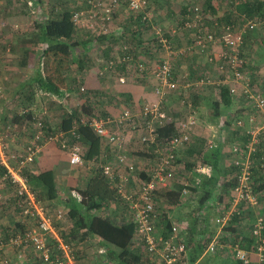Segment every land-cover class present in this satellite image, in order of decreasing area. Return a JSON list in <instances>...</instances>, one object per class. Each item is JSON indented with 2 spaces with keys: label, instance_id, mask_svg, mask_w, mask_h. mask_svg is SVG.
<instances>
[{
  "label": "built area",
  "instance_id": "obj_1",
  "mask_svg": "<svg viewBox=\"0 0 264 264\" xmlns=\"http://www.w3.org/2000/svg\"><path fill=\"white\" fill-rule=\"evenodd\" d=\"M150 3L151 0H86V7L74 14L73 21L79 32L87 31L97 36L107 35L114 31V16L123 4L126 5L129 14L141 16L142 20L149 25L153 17L150 12ZM204 10L202 6L194 5L190 17L168 32L171 36L169 38L165 36L166 32L163 28H152L153 37L159 39L169 54L162 62L150 65L140 62L135 67L131 65L132 56L125 53L123 57L104 62L105 67L98 71V74L103 76L104 72L113 71L118 64H124L128 75L120 77L121 84H126V78L133 74L144 78L147 76L143 75L146 72L155 82L153 87L155 101L143 104L137 114L132 113L130 109H124L116 120L89 119L83 116L80 124L89 125L98 136L104 138L110 151L115 155L116 167L114 164L105 166V175L115 185L121 197L129 202L131 214L138 224L139 241L145 245V253L154 256L151 258L152 264H192L187 255L186 245L178 240V226H172V235L169 239L154 236L155 225L160 216L155 206L154 194L160 190L169 189L172 185L176 176L174 166L178 165L176 150L185 149L194 142L193 138L199 126L196 107L187 100V97L181 99L180 107L183 110V118L175 122V133L169 139L158 140L156 129L165 123L172 122V116L164 110V101L167 96L178 92L180 88L184 91L189 88L201 89L215 85L228 88L230 94L237 98L236 101L244 103L248 108L249 113L247 111L245 116L233 120V127L241 130L242 136L247 141L236 143L228 150L231 159L229 162L236 170L235 184L231 191L229 207L226 208L227 205H223L221 215L215 219L218 232L208 244L204 255L211 256L221 250L230 249L234 258L243 264H264V216L260 213V199L255 189L256 166L260 165L259 161L262 167L264 164V153L261 149L264 143V93L257 88L254 79L252 81V75L246 68L247 62L243 52L244 37L255 29L264 27V17L256 16L248 19L245 14H241L237 24H214V28L209 30L204 24L208 15ZM215 28L218 31H214ZM179 31L192 33V42L185 48L173 46V38ZM218 45L222 46V51L217 56L207 55L212 47ZM125 49L128 48L124 46L123 50L127 51ZM194 53L207 55L216 77L212 79L210 73H205L192 80L189 74L185 73L179 80H175L173 61L194 55ZM85 89L82 87L81 91ZM140 119L145 121V129H143L144 134L140 136L139 143L154 146L157 162L150 169V181L131 195L126 189L130 183L129 176L136 172V168L123 152L127 149L125 138L118 131H111L110 126L116 123L118 126L128 125L135 130L138 128L137 123ZM75 130L74 128L71 131V135L78 138ZM50 131L51 129L44 124V120L36 121L34 133L28 139L23 155L11 156L19 163L18 167L13 166L9 160L5 137L0 134V166L7 170L0 179L10 180L17 194L20 197H26L22 205V215L34 222V227L13 235L7 244H1L0 250L5 248L12 250L20 262H24L28 254H33L37 262L33 264H77V251L59 235L55 226L56 221L63 220V211L52 215L45 204L38 201L36 196L29 191L22 173L24 167L33 163L46 144L51 142L59 143L63 150L71 148L68 153L72 166L84 165L81 148L78 145L71 147L65 135L59 133L52 136L49 134ZM204 145L205 154L212 153L218 148L215 133L205 138ZM260 153L261 158H258ZM122 170L125 174L121 173ZM197 171L205 175H210L211 172L209 167L201 164L198 165ZM188 193V190L183 191L185 196ZM246 211L255 213L251 230L254 238L252 248L246 250L239 245L230 246L222 243L220 233L223 228L235 214ZM7 263L6 261L5 264Z\"/></svg>",
  "mask_w": 264,
  "mask_h": 264
},
{
  "label": "trees",
  "instance_id": "obj_2",
  "mask_svg": "<svg viewBox=\"0 0 264 264\" xmlns=\"http://www.w3.org/2000/svg\"><path fill=\"white\" fill-rule=\"evenodd\" d=\"M28 1L29 4L26 5L27 10L31 13L36 12L37 10V19L34 22L33 30L31 32V36L33 38L28 40L26 43H29L33 48L41 46V52L38 54L34 76L22 84L20 89L17 90L15 96L13 95L12 97L13 99L16 98L14 101L16 109H21V111H30L35 106L38 95L41 94H48L50 96L63 98L62 89H68L71 92H75V95H77L80 100H84L77 108L71 112L65 113L55 128H52L49 121L44 120V124L51 129L49 134L52 136L59 133L65 135V138L68 139V144L71 147L78 145L81 148L84 165L85 163H90L92 167V174L86 187L76 192L78 194L76 196L77 198L75 197V200L70 199L68 202L64 200L67 208L63 209V220L55 222L57 231L68 244L74 247V250L77 251V255L82 250L81 255L83 256L84 250L87 251L84 248L86 245L94 246L95 244L101 250H104L105 254L97 257V264H152L150 257L145 258L144 256V254H146L145 245L143 242L139 241L137 234L138 224L134 221V217L131 214L129 202L121 197L115 185L111 183L109 178L105 175L104 167L113 163L115 155L110 151V148L107 146L104 138L98 136L89 125L80 124V119L83 116L89 119H113L105 113V108L100 105L102 102L101 98H103L102 96L104 94L101 96L98 91H94V89H89L87 86H84L83 81L77 82L76 78L71 77V72H74L76 75L80 74L81 76L83 73L88 74V72L92 69L94 64L93 62H90L92 60L89 56L90 48H88V46L93 45L92 43L98 42L99 44L108 46L109 49H106L107 51L105 52L106 57H109V55L114 52V46L118 45V42L114 39L115 31L101 36L83 31L85 32V35L81 36L73 21L74 14L79 11L77 8L78 4L75 0ZM237 1L240 3L238 10L245 14L248 19H253L256 16L262 18L264 17V12H262L264 10L260 4V0ZM254 2L258 3V7L254 4ZM83 3L85 4L82 9L86 7V0H84ZM30 6L32 8H30ZM32 14L34 15V13ZM116 18L117 17L114 16V20H116ZM125 23L129 25L122 27L123 29L120 38L124 40V43L123 45H119V48H121V57H123L125 53H129V55L133 58L131 65L136 67L139 65L140 61L135 60V57H137L138 54L134 55L136 52L134 51L135 48L133 47V40L139 39L137 44H141V32L148 24L142 20L141 16L134 15H132L129 21ZM224 23L225 25H233L234 21H224ZM168 32L169 31L166 32V35L171 37ZM246 38L247 37L245 36L244 44L247 43ZM155 41L156 40H154V42ZM21 44H23V42H21ZM124 46L128 48L125 49L127 51L123 50ZM14 47L15 44H10L6 47L5 51H7L10 55L15 51ZM35 52L36 50L34 49H27L22 59L18 61L19 67H27L29 56ZM111 59H114V57ZM111 59L109 58L105 61L108 62ZM104 67L105 63L102 64L101 68L103 69ZM120 68L122 69L123 74L127 76V67L121 63ZM117 69H119V67L115 68L113 71L104 72L103 76L99 74L98 76H100V78L103 77L102 79H106L110 74H112V72L115 74ZM188 74L192 79L193 73L188 72ZM143 75L149 76L146 72ZM197 76L194 79H196ZM130 77L133 78L134 81L145 79V77L141 78L140 76L134 74ZM180 77L181 75L179 72L175 70L174 79L179 80ZM82 79L84 80V76H82ZM253 79L254 83H256V78L252 76V81ZM145 80L150 82V79ZM152 81L153 80H151L150 83H153ZM82 87L86 88L83 92L81 91ZM216 89L220 99L219 103H215L216 109H218L221 105L229 107L236 101L237 98L230 94L228 88L216 87ZM200 91L201 90H199V92ZM169 96H167V98ZM194 106L196 107L195 103ZM140 109L141 108H139V111ZM132 113L137 114L138 112L132 111ZM171 116L172 122L165 123L156 129L158 140L169 139L174 135L175 122L178 119L183 118V112H175L174 115ZM1 117L4 121L2 122V127H6V125L9 124L13 126H20L24 124L23 122H25L26 119L31 118H23L22 114L18 111L14 113L13 119H11L7 113ZM233 123L234 121L232 120L230 124L233 125ZM137 124L138 128L135 130H132L128 125L117 126L118 129H128L125 133L131 132L135 134L137 131H143V135L145 121L140 119ZM74 128L76 129L75 132L78 138L71 135V131ZM237 131L238 132L235 134L242 136L241 130ZM140 136L138 137V140L140 139ZM246 141L247 139H245V142ZM201 143L203 145L201 144L199 147L195 146L196 148H194L199 152L197 153L201 162H198L197 165L201 164L209 167L212 171L211 175L198 176L197 179H200L201 182H199L197 186L191 184L190 181H187L186 183L181 177H178L179 180H177L175 176L172 184L176 186L174 191L171 193L165 191L169 189H164L163 191L165 194L164 199L169 205H171L170 202L177 206L183 205V203H186L185 201L182 202L183 198H186V201L187 199L193 200L196 205L195 211L193 208H191L190 211V217H194L195 219L194 227L191 230L192 232L189 231L188 233L185 230H181L178 232V240L186 245L187 255L192 264H213L214 260H222V262H225L224 264H243L234 258L233 252L230 249L221 250L219 253L211 256L204 255L208 244L218 231V228L216 229L215 225V227H213V219L215 220L216 217L221 215V208L223 205H227L226 208L229 207L231 191L235 184L236 170L232 165L224 162L221 147L212 153L205 154L203 151L205 141H201ZM58 146L60 147L59 143ZM142 146L145 150H148V156L153 159V163L151 165L144 166L145 168H143V170L135 172L129 176L130 183L128 186L130 187L131 182H133L135 187L137 184V190H139L143 184L150 181V169L157 162L154 146ZM263 146L264 143L261 146V149H263ZM70 150L71 148H65L63 151L68 152ZM123 152L129 157L133 164L137 163V155L144 154L139 153L135 155L134 153L129 152L128 149ZM258 158H261V153L258 155ZM259 162L260 165L258 164L255 169V189L256 193L259 195L260 206H263L264 164L262 167L261 161ZM34 163L35 160L22 170L23 176L27 181L28 189L36 196L38 201L43 204H48V208L53 207V205H50L49 203L58 202L60 196L57 188L56 173L53 170L37 172L33 170ZM177 167L178 165L176 167L174 166L175 173L178 171ZM6 172L7 170L5 167L0 166V178H3ZM121 173L125 174L124 170H122ZM116 182L118 183L119 180L117 179ZM129 187L126 189V191L128 190L127 192H129ZM184 190L189 191L187 196L183 194ZM160 191L154 194V197L157 196ZM1 192L6 193L10 197H0V217H6L12 214L9 218H18V222L13 228H11V230L6 228L7 230L4 232L5 234L3 233L4 235L0 233V245H5L13 235L25 232L34 227V222H32L30 218H26L22 215V205L25 202L26 197H20L17 194L10 180L0 179V193ZM154 202L156 209L158 210V203L157 200L155 201V198ZM158 212L160 216L159 221L155 225L154 236H162L169 239L172 235V225L169 219V214L167 212H160L159 210ZM260 213L264 216L263 208ZM245 215L246 214L244 212H241L232 217L230 222L220 233L222 243L225 245L238 244L240 247H243L242 245L245 244L246 241H249L248 244H250V241L251 244L253 243L254 238L251 231L252 226L249 227V235H247L249 238H247L246 241L245 239L243 241V236L241 235V232L244 229L243 226L246 222ZM196 218H198L197 221ZM200 220H202L203 226L197 231V223ZM209 223L212 226H210L211 229L207 228ZM194 229L196 230L194 231ZM244 249L249 250L247 247ZM1 251L3 250H0V252ZM224 254H228L230 256L227 257V259H224L222 256ZM7 264H9V262ZM24 264L31 263L28 261ZM77 264H81L79 257Z\"/></svg>",
  "mask_w": 264,
  "mask_h": 264
},
{
  "label": "crops",
  "instance_id": "obj_3",
  "mask_svg": "<svg viewBox=\"0 0 264 264\" xmlns=\"http://www.w3.org/2000/svg\"><path fill=\"white\" fill-rule=\"evenodd\" d=\"M75 1L77 2L78 6L79 5L84 6L85 4L83 3L84 0H75ZM196 4L202 6L205 9L204 12L208 13L207 18L204 20V24L208 29L214 28L215 21L219 24H222V23L225 24L224 21L226 22L234 21V24H237L240 21L239 15L241 16V14H243L238 10L239 5H238L237 0H218L217 2H214L213 0H151L150 12L153 14L152 20L150 24L147 25L146 28L144 27L141 32V35H140L141 44L140 45L137 44L139 39L133 40V44H134L133 47L135 48L134 51L136 52V54L134 53V55L138 54L137 57H135V60H139L141 63L150 65L151 62L158 63V62H161L164 58L168 57L169 54L163 48V45L160 43L159 39H155L153 37L152 40H149V38L150 37L152 38V35H153L152 28L161 27L164 29L165 32L170 31L173 28H176L177 25H179L183 20L190 17L193 6ZM254 4H256L258 7V3L254 2ZM260 4L262 5L263 10H264V0H260ZM257 11H258V8H257ZM115 16L117 18L116 20H114L113 30L115 31L114 39L118 42V45L114 46L115 50L113 53L109 55V57L108 56L106 57V53H105L107 51L106 49H109L108 46L104 44H99L98 42L97 43L94 42L92 43L93 44L92 46H88V48H90L89 56H90V59L92 60L90 62H93L94 64L92 69L88 72V74L90 75L92 74L95 78L90 76L91 77L90 80L92 81L90 80L89 82H86L85 80L83 81L87 84L89 89H94V91H98L101 96L104 94L102 96L103 98H101L102 102L100 105H102L105 108V113L108 114L109 117L113 118L114 120H116V118H118L121 115V112L124 109H130L131 111L139 112V108H141L143 104H145L146 102H153L156 100V96L154 95L153 89H152L153 87L152 83H150L148 80L143 79V80L134 81L133 78L129 77V78H126L127 79L126 84H121L119 82V79H120L119 76L125 77V74H123L122 69L120 68L121 64L117 65L119 69H117L116 73L114 74L113 72V74H110L108 78L102 79L103 77L100 78V76H98V70L102 67V64L104 62H106L109 58L111 59L114 57L115 59H118L121 57V52H120L121 48H119L120 47L119 45H123L124 43V40L120 38V35L122 34V29H123L122 27L125 25H129L125 22L129 21V19L132 17V15L128 13L125 4L120 6V9L115 14ZM214 31H218V30L215 28ZM165 36L169 38L168 35H165ZM246 37H247L246 38L247 43L243 44L244 57L247 62L246 68H247V71L254 78L256 79L259 78V81L262 82L261 90L264 93V29L263 27L261 29L260 28L256 29L254 32L248 33ZM192 39H193V36L191 32L182 33V31H179L178 34L175 36V38H173V46L175 48H185L186 46L191 44ZM154 40L156 41L154 42ZM24 45L26 44L23 43V45L21 46L23 47ZM96 47H98V49H96ZM36 49L37 48H35L34 50ZM221 51H222V46L218 45L216 47H212L207 55L211 54V55L217 56ZM207 55L205 54L199 55L197 53H194V55L185 56L179 60L174 59L176 61H173V65L175 67V70L178 71L180 75L185 74V73L188 74V72L193 73L192 79H194L197 75L201 77L205 75V73L206 74L210 73V75H212L215 78L216 77L215 70L213 66L208 62ZM27 67H30V65L28 64ZM27 67H25V69H21L20 67L17 66L15 71L26 70ZM34 68L36 69V65H34ZM199 73L202 75H200ZM33 74H35V71H33ZM88 74H87V77L89 76ZM198 76L197 78H199ZM29 79L30 78L27 76L25 78V81L27 82ZM24 83L22 82L17 89L19 90L21 85ZM216 87L217 86L215 85L214 88L213 87L211 88L203 87L201 89L200 88H192V89L189 88L185 91L183 90V88H180L178 92L174 93L175 96H180V97L182 95H187V96L189 95L191 97L192 96L195 97L193 101L196 104L197 116L199 115V126L196 131V135L193 138L194 139L193 144L191 143L189 146H187V148H185L186 150L185 149L176 150V158L179 160L177 170L180 169L181 171H184V174H183L184 176H187V171H186L187 167L185 164H187L188 157L184 156L183 154H181L180 156V152L182 150H185L186 152L191 151L193 148H195L194 144L198 143V141H202V142L205 141L206 137L215 133L216 139L218 140L217 149L221 147L222 154L224 156V162L228 164V161H227V159L229 158L228 147L231 148L230 147L231 145L233 146L236 143H240V140H243L244 138L243 136L240 137L235 134L238 131L230 123L232 122V120L237 119L238 116L239 117L245 116L246 115L245 113L248 111V108L245 107L244 103L235 101L229 107H224L221 105L218 109H216L215 103L220 102ZM215 89L217 93L216 96L212 94L213 90ZM62 90H63L62 91L63 98H57L56 96H50L48 94H41L43 96L45 95L49 96L47 100H51L53 102L63 104L64 110L60 112L61 116L60 118H58V122H56L57 124L60 122L61 118L64 116L65 113L70 112L75 109L74 107H75V104L77 103V99H78V105L82 104L84 101V100H80V98L77 95H75L76 94L75 92H71L68 89H62ZM199 90L201 91L199 92ZM10 93H13V95L15 96L17 91H10ZM213 96H215V98H213ZM71 98H76V103L75 104L73 103L74 107L72 103L70 102L72 100ZM14 101L15 99L5 98V97L0 101V113L2 114L1 116H4V114H6L7 112H10V111L16 112L19 110V109H12V108L10 109V106L14 107L15 105ZM164 102L166 105L167 98H165ZM37 106L38 104L35 103V106L30 111H36ZM198 109H200L201 111L199 112ZM205 109L209 110L208 112L209 121L208 122L203 120L204 118L203 113ZM211 109L214 112H212ZM181 111L183 110L180 108V112ZM44 114H48V111L44 112ZM43 119L49 121L50 124H52L51 123L52 121L53 123H55V120H57V118L55 117V114L47 115V116L45 115ZM202 121L208 124L207 125L208 127L204 132L202 130ZM114 124H111L110 130L111 131L115 130L114 132L118 131L125 138L127 142V149L130 147L131 144H134L133 142L135 141L133 139L135 138L138 140V137L142 135L143 133V131H140V132L137 131L135 134L131 132L125 133V131L126 130L128 131V129H123V130L118 129L117 124L116 123ZM2 125H3L2 121L0 120V128H2ZM17 127H21V125L20 126L17 125ZM23 132H25V130H23ZM0 134L2 135L1 132ZM24 135L26 138V134ZM236 137H237V140H236ZM228 140L232 141V143H230L231 144L230 146L228 145L229 144ZM27 142L28 140L26 141V143L24 141L23 146H26ZM141 153H144V154L137 155L138 159L136 160L138 164L134 163L136 172L143 170V167L147 166L146 162L149 161L151 158L148 156L149 154L148 150H145L144 152H141ZM263 153H264V146H263ZM199 163H201L200 160H199ZM33 167H34L33 170L37 172L53 170L56 173L57 188H58L60 196H59L58 202L49 203L50 205H53L52 208L49 207L53 211L51 212L52 215H56L59 211H63V209L67 208L65 206L64 200L67 202L70 199L75 200L74 198L78 195L76 192L86 187L87 182L89 181V178L92 174L91 173L92 167L90 163H85L84 166H79V167L72 166L69 162V153L63 151L62 147L61 146L59 147L58 144L54 142L46 144L42 152L36 156ZM197 167L198 165L197 166L194 165V167L191 168L192 170H190V175H188V182L191 181V184H194V186H197L199 182H201L200 179L197 180L198 176H210L212 172V171L210 172V175L200 174L197 171ZM196 174H199V175H196ZM172 188H173V185L170 186L169 190H165V191H167L168 193H171L174 191ZM163 191L164 190H161L160 192H163ZM1 196L3 198L10 197L6 193H2V192L0 193V197ZM184 201H186V198H183L182 202ZM47 205L48 204H45V206ZM179 206H182V205H179ZM170 211L171 209L165 210L164 212H167L168 214H170L169 213ZM187 212L189 214L184 213L181 215V218H179L180 220L179 224H181L182 227L178 228V230L179 231L185 230L186 232L189 233V231H191L192 228L194 227L195 219L194 217H190V211H187ZM10 216H12V214L6 217H0L1 219L0 220V231L6 228H8L9 230L10 227H12V225L14 226L18 222V218L16 219L15 217V219H12V218H9ZM169 219L171 221L172 226L173 225L178 226L177 223H174L172 221L171 217H169ZM197 220L198 218H196V221ZM202 220L198 221L197 223V227H198L197 231L201 229L203 226ZM213 221L215 222L214 219ZM214 222H213V225H215ZM207 226H208L207 227L208 229L209 228L211 229L212 227L210 223ZM195 230L196 229H194V231ZM29 253H32V252H29ZM227 255L228 254H224L222 256L224 259H227L228 257ZM33 257L34 256L32 254H28V257L24 262H20L18 260L16 261L18 262V264H24V263H27L28 261L31 264H33ZM224 263L225 262L218 261V260L213 261V264H224Z\"/></svg>",
  "mask_w": 264,
  "mask_h": 264
},
{
  "label": "rangeland",
  "instance_id": "obj_4",
  "mask_svg": "<svg viewBox=\"0 0 264 264\" xmlns=\"http://www.w3.org/2000/svg\"><path fill=\"white\" fill-rule=\"evenodd\" d=\"M28 2H29L28 0H0V72H1L0 73V87H1V89H0V101L4 97L13 99L12 98L13 93H10V91H17L18 90L17 88L19 87V85L22 82L23 83L26 82L25 78L27 76L29 78L33 77L34 76L33 71H36V69L34 68V65H36V62L38 60V54H40V52H41V46H38V47L36 46L35 48H37L36 50L38 52L37 53L35 52L34 54L29 56L28 64L30 65V67H27L26 70L15 71L17 66L19 67L18 61H20V59H22V57L24 56L25 50L27 48L35 49V48L31 47V45L29 43H26L28 40L33 38L31 36V32L33 30L34 22L37 19V10H36V12H32V13H34V15L30 11L27 10L26 5L29 4ZM30 8H32V7L30 6ZM77 8H78V10H82L83 5H79ZM35 13H36V15H35ZM214 24H219V23H217L215 21ZM263 29H264V27H263ZM79 34H81V36H84L85 32H79ZM152 39H153V35H152V38L151 37L149 38V40H152ZM24 40H26V41H24ZM21 42H23L26 45H24L22 47L21 45H23V44H21ZM18 43H19V45H18ZM10 44H16V45L14 47L15 51L9 55V53L7 51H5V49ZM27 45H28V47H27ZM96 49H98V47H96ZM21 69H25V67H22ZM85 74L86 73H83L84 80L86 82H89V80L91 78L90 76L94 77L92 74L91 75L88 74L89 76L87 77V74H86V77H87L86 78ZM71 75H72L71 76L72 78H76L77 82L84 81L82 79V75L80 76V74L76 75V74H74V72H71ZM145 79H150V82H151V78L149 76H146ZM212 79H213V76H212ZM90 81H92V80H90ZM261 85H262V82L259 81V78H257L256 79V86L260 90L262 89ZM84 86H87V84L85 83ZM152 86H153V83H152ZM206 87H208V88L213 87L214 88L215 86H206ZM87 88H88V86H87ZM152 89H153V87H152ZM212 94L215 96L217 95L216 89L213 90ZM215 96H213V98H215ZM48 97L49 96H46V95L45 96L38 95V97L36 99V103L38 104L36 111H21V109L18 110V112H20V114H22L23 118L31 117L30 119H26V121L23 122L24 124H22L21 127H17V125L13 126V125L9 124V125H6V127L0 128V132L5 137L9 160L11 161L12 165L15 167H18L19 163L16 160H13L11 158V156L18 155V154L23 155V151L25 150V147H26V146H23V143H24V141L26 143V141L32 137V135L34 133L35 123L37 120H40V119L44 120L43 118L45 115L47 116V115L55 114V117L57 118V120H55V123H53V121H52L51 126H52V128H55V126H57L56 122H58V118H60V116H61L60 112H62L64 110V107H63V104L53 102L51 100H47ZM184 97H187V100H189L190 102H192L194 104L193 99L195 97H193V96L191 97L189 95L188 96L182 95L180 97V96H175L174 94H172L167 98L166 105L164 103V110L167 112L168 115L171 116V115H174L175 112H180L181 99ZM71 99L72 100L70 102L72 103V105H73V103L75 104L76 98H71ZM76 106L77 107L79 106L78 105V99H77V103L75 104V107H74V105H73V107L77 108ZM11 108L16 109V104L14 105V107L10 106V109ZM47 111H48V114H44V112H47ZM198 111L200 112L201 110L198 109ZM208 112H209V110L205 109L204 113H203L204 114L203 120H205L207 122L209 121ZM212 112H214V111L212 110ZM14 113H15V111H10V112H7V115L10 116L11 119H13ZM1 115L2 114L0 113V120L2 122H4ZM197 117L199 120V115ZM207 125L208 124L206 122L202 121L203 132L207 129V127H208ZM23 130H25V132H23ZM24 134H26L27 140H26ZM238 136H240V135H238ZM133 140L135 142H133L134 144H131L130 147L128 148L129 152L134 153L135 155L139 154L141 152H144L145 148L139 143V141L135 138ZM236 140H237V137H236ZM230 141L231 140H228L229 146L231 145L230 143H232V141L231 142ZM244 141H245L244 138H243V140H240V142H244ZM201 144H202L201 141H198V143H196L194 145L196 147H199ZM229 149L230 148L228 147V150ZM185 150H182L181 151L182 153L180 152V156H181V154H183L184 156L188 157L187 164H186L187 165V170H186L187 176L183 175L184 171H181L180 169H178V171L176 172V178H177V180H179L178 177H181L186 182V181H188V175H190V170H192L191 168H193L194 165L198 164L200 157L198 156L199 152L194 148L192 149L193 151L191 150V151L186 152ZM230 160L231 159L229 156L227 161H228V164L231 165V163L229 162ZM113 163H114V166L116 167L115 160L113 161ZM146 163H147V165H151L153 163V159L150 158V160L147 161ZM136 164H138V163H136ZM140 166H141V164H140ZM188 167H190V169ZM143 168H145V167H143ZM133 179H135V178H133ZM192 180H193V178H192ZM134 182H136V181H134ZM133 184L134 183L131 182L130 187L128 186L129 187V192H127L128 194L132 195L135 192H137V184H136V187ZM175 187L176 186L173 185L172 189L174 190ZM164 198H165L164 192H160L157 194V196H155V201L157 200V203H158V210L160 212H164L165 210L171 209V211L169 212L170 213L169 217H171V219L174 223L178 224V228H181L182 225L179 224V221H180L179 218H181V215L184 213L189 214L187 211H191V208H193L195 211V209H196L195 202L193 200L187 199V201H185L186 203H183L182 206L174 205V204H172V202H170L171 205H169L166 202V200H164ZM51 208H49L50 213L53 212ZM262 208L264 209V205L260 206V211L262 210ZM245 214H246L245 215L246 216V218H245L246 222L243 226L244 229L241 232V235L243 236V241H244V239L246 241L247 238H249V236H247V235H249V227L252 226L253 220L255 219V213L254 212L246 211ZM250 214H252L254 217ZM13 227L14 226L12 225V227H10L9 230H11V228H13ZM213 227H214V225H213ZM6 230L7 229H4V230L0 231V233L3 234L4 232H6ZM159 232L161 233L160 230H159ZM248 242L249 241H246V243L244 242L245 244H243L242 246L244 248L247 247L250 250L252 248V244H251V241H250V244H248ZM227 245L231 246L232 244H227ZM86 246H88V245H86ZM86 246H84V248L87 251L84 250L83 256L81 255L82 250L77 255L81 261V264H97V262H96L97 257H99V255L105 254V251L101 250L95 244H94V246L93 245H89L88 247H86ZM144 256H145V258H149V257H150V259L154 258V256H150V255L147 256V254H144ZM229 256L230 255H228V257ZM16 260L17 259L15 257V253L10 249L5 248V249H3V251L0 252V264H5L6 261L9 262V264H18V262ZM35 260L36 259L33 257V263H36ZM220 261H222V260H220Z\"/></svg>",
  "mask_w": 264,
  "mask_h": 264
}]
</instances>
